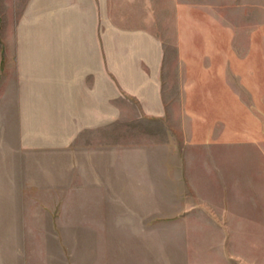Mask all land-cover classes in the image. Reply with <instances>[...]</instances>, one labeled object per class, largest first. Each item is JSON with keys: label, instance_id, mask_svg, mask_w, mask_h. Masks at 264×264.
I'll list each match as a JSON object with an SVG mask.
<instances>
[{"label": "crops", "instance_id": "obj_1", "mask_svg": "<svg viewBox=\"0 0 264 264\" xmlns=\"http://www.w3.org/2000/svg\"><path fill=\"white\" fill-rule=\"evenodd\" d=\"M110 38L119 129L184 145L254 136L264 153V0H0L5 117L22 150L47 137L83 154L74 167L106 166Z\"/></svg>", "mask_w": 264, "mask_h": 264}, {"label": "rangeland", "instance_id": "obj_2", "mask_svg": "<svg viewBox=\"0 0 264 264\" xmlns=\"http://www.w3.org/2000/svg\"><path fill=\"white\" fill-rule=\"evenodd\" d=\"M107 42L101 172L47 137L22 150L0 76V264H264L259 137L184 145L158 127L119 129V40Z\"/></svg>", "mask_w": 264, "mask_h": 264}]
</instances>
